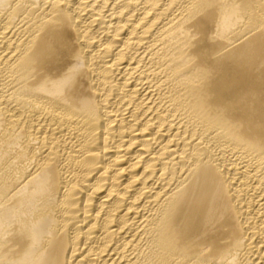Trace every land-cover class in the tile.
<instances>
[{"label":"bare ground","instance_id":"obj_1","mask_svg":"<svg viewBox=\"0 0 264 264\" xmlns=\"http://www.w3.org/2000/svg\"><path fill=\"white\" fill-rule=\"evenodd\" d=\"M0 264H264V0H0Z\"/></svg>","mask_w":264,"mask_h":264}]
</instances>
